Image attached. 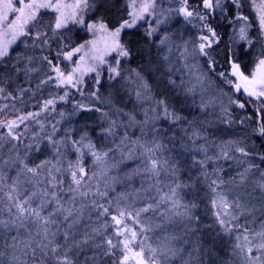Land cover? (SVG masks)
<instances>
[{"label": "snow or ice", "instance_id": "snow-or-ice-1", "mask_svg": "<svg viewBox=\"0 0 264 264\" xmlns=\"http://www.w3.org/2000/svg\"><path fill=\"white\" fill-rule=\"evenodd\" d=\"M0 264H264V0H0Z\"/></svg>", "mask_w": 264, "mask_h": 264}]
</instances>
